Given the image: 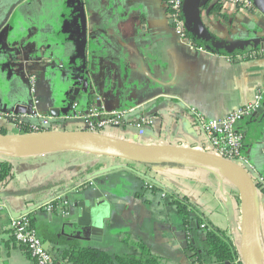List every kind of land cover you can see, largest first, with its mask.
<instances>
[{
	"label": "crops",
	"instance_id": "1",
	"mask_svg": "<svg viewBox=\"0 0 264 264\" xmlns=\"http://www.w3.org/2000/svg\"><path fill=\"white\" fill-rule=\"evenodd\" d=\"M217 1H198L194 24L200 36L189 27L191 41L176 33L167 0H0V113L33 106L27 77L34 71L44 98L40 108L51 116H60L56 109L82 81V103L99 97L110 110L143 109L122 126L105 129L106 135L212 152L191 109L221 118L264 89V57L244 58L264 50V2L242 8L221 0L216 11ZM188 26L186 21L187 31ZM210 42L223 43L230 53L215 51ZM142 117L148 122L138 128ZM0 127L7 128L1 119ZM67 128L82 129L78 122ZM236 129L245 135L243 164L255 177L264 166V111L238 121ZM13 158L15 178L0 185L7 201L0 209V264H36L10 229L11 218L23 213L31 214L56 258L71 247L136 253L128 243L134 240L168 264H192L182 216L165 192L144 188L143 174L187 196L204 219L240 242L239 192L219 169L144 165L75 151ZM56 197L69 198L67 217L44 210ZM194 225L190 239L200 245L205 228ZM256 235L264 264L261 191Z\"/></svg>",
	"mask_w": 264,
	"mask_h": 264
},
{
	"label": "water",
	"instance_id": "2",
	"mask_svg": "<svg viewBox=\"0 0 264 264\" xmlns=\"http://www.w3.org/2000/svg\"><path fill=\"white\" fill-rule=\"evenodd\" d=\"M199 0H185L184 12L190 31L200 36L195 29L194 19ZM262 5L264 0H253ZM202 41L208 39L201 35ZM215 51L229 54L230 51L223 43L210 42ZM15 110L21 113L24 109ZM142 107L133 111L125 118V123L131 116L142 113ZM264 111V105L259 104L255 113ZM65 112V111H63ZM54 115V113H53ZM59 115V113H58ZM57 115V116H58ZM20 148H34V151L22 153ZM75 151L96 156H105L122 159L139 164H180L210 167L225 170L232 177L241 199L242 224L239 250L244 264H259L256 215L258 203V183L244 164L227 160L219 155L197 148L175 145L141 144L118 137L108 136L104 132H89L85 130H48L37 133H8L0 134V153L24 155L41 152ZM0 195V201L4 200ZM7 205V202H6ZM47 242V241H46ZM52 252L50 242H47Z\"/></svg>",
	"mask_w": 264,
	"mask_h": 264
},
{
	"label": "built area",
	"instance_id": "3",
	"mask_svg": "<svg viewBox=\"0 0 264 264\" xmlns=\"http://www.w3.org/2000/svg\"><path fill=\"white\" fill-rule=\"evenodd\" d=\"M183 0H169L173 12L171 18L176 23V33L184 36V23L180 18ZM236 6L246 8L251 5L250 0H227ZM30 89L33 94L37 92V81L35 75L29 77ZM264 89L259 90L253 101L230 110L225 116L217 119L207 118L197 109L191 111L199 128L203 131L210 146L215 152L238 164H243L244 155L242 146L245 135L236 129L238 121L255 113L262 99ZM39 101L35 99L33 106L27 107L25 111H15L0 117L7 126H11L10 133H37L48 130H62L69 122H78L80 128L89 132H100L108 127L119 126L125 123V118L134 109L110 110L103 105L101 98L97 97L94 102L86 107L74 104L69 113L59 117H52L38 106ZM148 119L140 118L136 123L139 128L146 124ZM258 185L264 187V166L255 178ZM151 188L152 184H148ZM6 200L0 201V209L7 207ZM71 202L67 197H56L43 205L46 212L58 213L63 217L69 215ZM204 228V225H201ZM10 229L16 243L24 247L36 264H63L49 250V246L38 230L33 226L29 213L14 216L10 220Z\"/></svg>",
	"mask_w": 264,
	"mask_h": 264
},
{
	"label": "trees",
	"instance_id": "4",
	"mask_svg": "<svg viewBox=\"0 0 264 264\" xmlns=\"http://www.w3.org/2000/svg\"><path fill=\"white\" fill-rule=\"evenodd\" d=\"M184 3L185 0H183L180 15L185 28L184 37L193 41L191 38L193 36L189 31V26L188 31L186 27ZM221 5V0H218L213 5V10L220 11ZM253 5L254 2L251 0V5L246 6V8H252ZM168 11H172L170 7L168 8ZM256 57H264V50L255 51L244 56V58ZM100 132H104V130ZM8 133L10 132L7 128L0 127V134ZM14 167L13 156L0 153V185L5 184L15 178ZM142 179L146 183H144V188L151 189L153 192H166V194L170 197V203L176 207L178 213L182 216L184 227L189 237L187 239L188 244L186 250L188 252V257L192 259V264H244L241 260V254L239 250L240 242H236L227 230L222 229L212 224L210 221L204 219L199 209L193 203H191L187 196L176 194L161 185H157L156 183H153L154 185L149 188L148 184H152L150 179L145 174L142 175ZM258 190L264 193V187L260 185H258ZM29 216L33 226L35 227L31 214H29ZM192 223H197L198 227H201V225L205 226L202 250H199L200 247H198V245H196L190 239L189 233H191L193 229ZM128 243L135 246L136 253L112 254L108 251L97 248L71 247L63 250L60 254V257H57V259H60L66 264H168L164 257L154 254L145 243L134 240H130Z\"/></svg>",
	"mask_w": 264,
	"mask_h": 264
},
{
	"label": "flooded vegetation",
	"instance_id": "5",
	"mask_svg": "<svg viewBox=\"0 0 264 264\" xmlns=\"http://www.w3.org/2000/svg\"><path fill=\"white\" fill-rule=\"evenodd\" d=\"M74 3V4H73ZM73 5H74V11L76 10V1L74 2L73 1ZM70 6H71V3H70ZM30 75H35L36 76V81H37V84H36V87H37V92L35 93V94H33L32 93V95L34 96V101H35V99L36 100H38L39 101V103H38V106L39 107H41V105L43 104V97H41V94H40V91H39V78H38V75L36 74V72H34V71H30V73H29V75H28V77H27V82H28V85H29V87H30V83H29V77H30ZM82 85H84L83 83H82V81H80L79 83H78V86H75L74 87V89L67 95V97H66V102H65V106L62 108H59V109H56V111L57 112H59V114H60V116H63L64 114H66V113H69L70 111H71V109H72V106L74 105V104H78V105H80L81 107H86V106H89V105H91L93 102H94V99L95 98H97V97H95L94 99H93V101L92 102H90V103H82L80 100H78L77 98L79 97L78 96V94H79V92H80V89H81V86ZM31 90V89H30ZM76 91V92H75ZM78 96V97H77ZM34 101H33V104H34ZM103 105L106 107V104L104 103V101H103ZM108 108V107H107ZM23 109V108H22ZM27 109V108H26ZM62 109V110H61ZM20 111H22L21 110V108L19 109ZM24 111H25V108H24ZM44 111V110H43ZM63 111H65V112H63ZM9 113H11V112H7V113H0V117H2V116H5L6 114H9ZM48 114V113H47ZM52 117H55V116H52ZM153 185V184H152Z\"/></svg>",
	"mask_w": 264,
	"mask_h": 264
},
{
	"label": "bare ground",
	"instance_id": "6",
	"mask_svg": "<svg viewBox=\"0 0 264 264\" xmlns=\"http://www.w3.org/2000/svg\"><path fill=\"white\" fill-rule=\"evenodd\" d=\"M251 1V0H250ZM182 5H183V1H182ZM167 7L169 8L170 7V9L172 10V11H170L169 12V16H170V19L172 20V23L174 24V29L176 30V23H175V21L171 18V16H172V12H173V9H172V6H171V4H170V2H169V0H167ZM123 125V124H122ZM122 125H119V126H122ZM118 126V127H119ZM112 127H115V126H112ZM76 130V129H75ZM78 130H84V129H78ZM243 147V146H242ZM18 151H21V152H26V153H28V152H31V151H34V148H20ZM206 152H208V151H206ZM210 153H213V154H216V155H219V154H217L216 152H215V150H214V148L212 147V152H210ZM220 157H223V156H221V155H219ZM223 158H225V157H223ZM225 159H227V158H225ZM227 160H230V159H227ZM231 161V160H230ZM221 171H223L231 180H232V177H231V175L228 173V172H226L225 170H221Z\"/></svg>",
	"mask_w": 264,
	"mask_h": 264
},
{
	"label": "rangeland",
	"instance_id": "7",
	"mask_svg": "<svg viewBox=\"0 0 264 264\" xmlns=\"http://www.w3.org/2000/svg\"><path fill=\"white\" fill-rule=\"evenodd\" d=\"M68 125V124H67ZM67 125H66V128L65 129H62V130H71V129H68L67 128ZM7 129L8 130H12V128H11V126H7ZM107 129V128H106ZM105 130V129H104ZM13 132V131H12ZM11 132V133H12ZM14 133H16V132H14ZM21 152V151H20ZM22 153H26V152H22ZM222 172V171H221ZM169 191H171V190H169ZM165 195H167L166 194V192H165ZM164 199H168L169 201H170V197H169V195H167ZM182 222H183V219H182ZM183 224H184V222H183ZM193 225H194V223H192V228H193ZM194 227H195V225H194ZM204 231H205V229H204ZM192 232V231H191ZM184 236L185 237H188V235H187V232H186V230H185V227H184ZM189 238V237H188ZM191 238V237H190ZM192 239H193V237H192ZM198 247H200V249L199 250H202L203 249V242L200 244V245H198ZM260 257V253H259V250H258V258Z\"/></svg>",
	"mask_w": 264,
	"mask_h": 264
}]
</instances>
